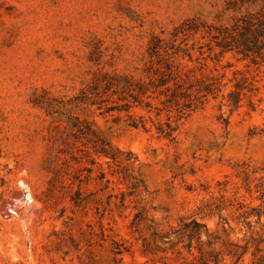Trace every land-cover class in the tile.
Returning <instances> with one entry per match:
<instances>
[{"label":"rangeland","instance_id":"rangeland-1","mask_svg":"<svg viewBox=\"0 0 264 264\" xmlns=\"http://www.w3.org/2000/svg\"><path fill=\"white\" fill-rule=\"evenodd\" d=\"M223 4L0 0V264H188L173 232L194 218L224 264L264 257V215L236 210L264 203V63L227 55L254 77L256 108L212 99L172 140L81 101L95 74L129 71L154 34Z\"/></svg>","mask_w":264,"mask_h":264},{"label":"trees","instance_id":"trees-1","mask_svg":"<svg viewBox=\"0 0 264 264\" xmlns=\"http://www.w3.org/2000/svg\"><path fill=\"white\" fill-rule=\"evenodd\" d=\"M229 54L255 65L264 63V0H224L223 10L214 22L192 18L170 34L165 31L154 34L129 71L95 74L82 89L81 101L97 106L118 120L125 118L131 128L155 130L159 136L172 140L180 123L212 99H221L232 111L246 103L251 109L256 108L255 79L248 71L234 69L232 62L224 63ZM96 153L109 156L106 150ZM248 172L246 168L238 170V174L248 175ZM252 173L260 174L258 169ZM248 177L246 183L251 192ZM263 179L255 178V191L264 202ZM227 184H223L222 191H228ZM237 204V218L247 221L257 216L260 223L264 203L256 207L242 201ZM247 224L250 226L251 221ZM204 229L210 235L206 225L196 218L186 222L173 232L178 240L174 246L183 245L187 259H191L188 264H224L226 258L222 251L216 250L217 242L202 240ZM247 251L248 248L232 264H239ZM253 264H264V257L254 260Z\"/></svg>","mask_w":264,"mask_h":264}]
</instances>
